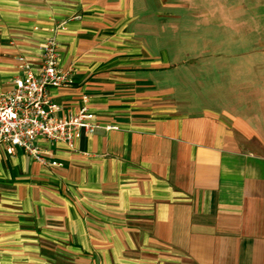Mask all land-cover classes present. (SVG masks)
<instances>
[{"label": "crops", "instance_id": "1", "mask_svg": "<svg viewBox=\"0 0 264 264\" xmlns=\"http://www.w3.org/2000/svg\"><path fill=\"white\" fill-rule=\"evenodd\" d=\"M136 1L0 0V92L55 36L98 124L0 151V264H264V62H178Z\"/></svg>", "mask_w": 264, "mask_h": 264}, {"label": "built area", "instance_id": "2", "mask_svg": "<svg viewBox=\"0 0 264 264\" xmlns=\"http://www.w3.org/2000/svg\"><path fill=\"white\" fill-rule=\"evenodd\" d=\"M41 50L37 62L26 55L19 56L22 75L0 92V151L13 155L20 149L34 160L48 164L46 156L50 149L43 147L42 142L64 143L75 150L81 131L92 133L98 124L88 93L82 95L77 110L59 104L51 93L53 88L74 83L73 69L62 65L59 40L48 37Z\"/></svg>", "mask_w": 264, "mask_h": 264}, {"label": "rangeland", "instance_id": "3", "mask_svg": "<svg viewBox=\"0 0 264 264\" xmlns=\"http://www.w3.org/2000/svg\"><path fill=\"white\" fill-rule=\"evenodd\" d=\"M136 11L181 62H264V0H142ZM141 22V21H140ZM143 24L140 29L145 30ZM194 50L198 52H194ZM194 52V53H193ZM194 55V56H190Z\"/></svg>", "mask_w": 264, "mask_h": 264}]
</instances>
